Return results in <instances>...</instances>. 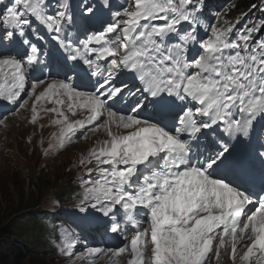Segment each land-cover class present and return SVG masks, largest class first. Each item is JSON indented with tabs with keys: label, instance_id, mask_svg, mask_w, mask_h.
Here are the masks:
<instances>
[{
	"label": "snow or ice",
	"instance_id": "snow-or-ice-1",
	"mask_svg": "<svg viewBox=\"0 0 264 264\" xmlns=\"http://www.w3.org/2000/svg\"><path fill=\"white\" fill-rule=\"evenodd\" d=\"M204 8L0 0V99L28 97L33 124L53 114L57 148L104 134L78 160L79 206L119 243L65 245L70 264H264V19L204 23ZM42 30L55 43L35 75Z\"/></svg>",
	"mask_w": 264,
	"mask_h": 264
},
{
	"label": "rangeland",
	"instance_id": "rangeland-1",
	"mask_svg": "<svg viewBox=\"0 0 264 264\" xmlns=\"http://www.w3.org/2000/svg\"><path fill=\"white\" fill-rule=\"evenodd\" d=\"M24 99L28 100V107L21 109L15 105L4 122H0V228L7 225L11 232L10 237H2L9 241L0 248V255L9 264H70L69 257L61 249L69 245L71 251L77 253L67 243L73 238V232L68 228V218L63 216L65 212L69 214V210L89 215L96 213L90 207L82 210L79 206L83 169L78 165V160L101 138L99 133L93 135L89 132L87 140L74 139L64 148L55 147L57 142L53 134L59 130L50 123L53 114L41 112L37 122L31 123V100L26 96ZM50 143L54 145L51 149L48 148ZM84 178L88 176L85 174ZM55 185L57 188L53 193ZM42 188L52 190L44 196L37 195ZM62 189L70 190V196L65 200L56 195ZM40 211L48 214L41 219L39 234L33 229L28 230L30 232L23 229L25 222L41 214ZM54 216L59 220L50 219ZM31 232L35 233L34 237H31ZM46 235L58 237L46 240ZM55 246L62 248L54 249ZM36 248L54 250L37 254L33 252ZM126 258L122 257L120 264H126ZM104 262V259L98 258L92 264ZM223 264H231V261L225 258Z\"/></svg>",
	"mask_w": 264,
	"mask_h": 264
},
{
	"label": "trees",
	"instance_id": "trees-1",
	"mask_svg": "<svg viewBox=\"0 0 264 264\" xmlns=\"http://www.w3.org/2000/svg\"><path fill=\"white\" fill-rule=\"evenodd\" d=\"M208 1V0H207ZM219 14H223L227 12V16L225 17L226 19H229L230 21H234L236 19V15L235 13H242L244 11V9H249L251 11H253V20L251 22H248L247 24H251L253 22L258 23L260 19H264V11H261L262 9H264V0H224L223 3L219 2ZM252 3V4H251ZM235 5L234 8H232V6ZM243 5V6H242ZM252 5H256L255 8L252 7ZM232 8V10L230 12H228V9ZM246 22V21H245ZM31 180H34L32 177H30ZM57 188V185H55L53 187V193L55 191V189ZM48 190H44V188H42L39 193L37 195H42L44 196L45 193L51 191V188H47ZM45 191V192H44ZM70 190H60V192L56 193V195L58 197H60V199L65 200V198L69 197ZM72 195V193H71ZM41 214H36L33 216V218H30L27 222H25V224L22 226L23 229L25 230H36L37 234H39V230L41 228V219L43 220V218L45 217V214H48L45 211H40ZM0 224H1V220H0ZM30 232V231H28ZM10 230L7 227V225L2 226V228H0V248H2L3 246H6V242H8L9 240L4 239L2 237H10ZM34 232L30 233L31 237H34ZM27 237H29L27 235ZM35 239V238H33ZM44 247V246H43ZM49 251L48 248H36L33 250V252L40 254V252H47ZM0 264H9L7 263L2 256L0 255Z\"/></svg>",
	"mask_w": 264,
	"mask_h": 264
},
{
	"label": "bare ground",
	"instance_id": "bare-ground-1",
	"mask_svg": "<svg viewBox=\"0 0 264 264\" xmlns=\"http://www.w3.org/2000/svg\"><path fill=\"white\" fill-rule=\"evenodd\" d=\"M204 4H205V8H204V16L201 18L202 21L204 23H212V22H215V21H213L212 18L215 17L217 14H219L217 8L214 7V6H212V5H210L207 0H204ZM231 22H234V21H231ZM238 27H243V25L240 23V25H238ZM258 36H260V34H258ZM50 106L51 105H49V107ZM26 107H28V106H26ZM73 118H75V119H81L82 118V115H77L76 117H73ZM103 135H104L103 133H99L98 134V136L101 138L100 140H102L104 138ZM254 179H255L256 183L258 184L259 183V180H260L259 173H256ZM66 199H67V197H66ZM61 211L65 212V210H61ZM75 213H76V211L69 210V214H66V212H65V216H63V217H67L68 218V221H69V223L67 224L68 225V228L70 230H72V232H73L72 233L73 238L69 239L67 243H69L70 245H72L73 246L72 248H75V252L77 254L84 252L87 247H109L110 246V245L95 246L94 244L93 245H90V244L89 245H84V242H85L84 241V236H80L79 233L77 232V230H75V228H73V225H75ZM50 219L51 220H54V219L57 220L58 218H56L54 216V218L51 217ZM99 236L100 235L97 232H92L89 237H91V238H98ZM57 237H58V235H49L48 240L56 239ZM60 237H62V236H60ZM98 239H99V241H102L101 238H98ZM60 248H62V246H55L54 247V249H60ZM54 249L52 248V250H49V251H52L53 252ZM48 253H51V252H48ZM100 259H104V261H105L104 264H107V257H100ZM94 261H92L91 264ZM84 264H89V262L88 261H85Z\"/></svg>",
	"mask_w": 264,
	"mask_h": 264
}]
</instances>
